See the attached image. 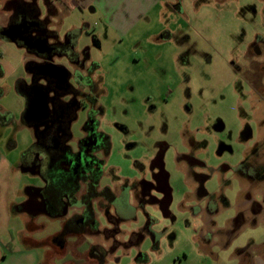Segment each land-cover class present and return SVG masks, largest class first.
<instances>
[{
    "label": "rangeland",
    "instance_id": "1",
    "mask_svg": "<svg viewBox=\"0 0 264 264\" xmlns=\"http://www.w3.org/2000/svg\"><path fill=\"white\" fill-rule=\"evenodd\" d=\"M42 10L61 39L74 24L82 27L84 17L89 24L77 51L92 81L93 89L85 90L98 96L104 108L102 129L111 137L103 183L114 186L139 181L145 173L152 176L150 163L160 145H167L170 216L153 203L134 206L135 218L121 228L150 225L151 232L141 248L144 258L135 248L129 255L143 263L151 257L150 264H185L187 248L192 251L190 261L200 264V245L190 244L193 232L187 228L199 217L187 208L200 198L196 173L208 178L204 188L217 204L224 202L223 194L231 204L237 202V165L253 170L264 185V0H164L161 9L149 15L150 21L129 34L104 29L91 9L60 6L58 15L51 17L47 7L42 5ZM28 58L25 48L0 40V108L8 111L0 116L5 119L0 124V148L16 164L35 141L33 128L22 124L26 98L16 89L18 79L31 81ZM57 62L73 69L66 57ZM77 80L72 81L78 85ZM85 118L86 109L72 125L77 137ZM11 142L13 147L8 146ZM30 183H39V177L18 169L13 184L16 202ZM234 213L231 209L221 217ZM18 217L13 218L16 230L22 228ZM40 222L46 228L35 234L38 238L62 226L60 219ZM152 234L164 236L159 253L151 249ZM83 240L70 243L78 256ZM123 251H118L123 263L131 261Z\"/></svg>",
    "mask_w": 264,
    "mask_h": 264
},
{
    "label": "flooded vegetation",
    "instance_id": "2",
    "mask_svg": "<svg viewBox=\"0 0 264 264\" xmlns=\"http://www.w3.org/2000/svg\"><path fill=\"white\" fill-rule=\"evenodd\" d=\"M14 4L18 7L17 11L6 26L22 24L26 20L36 23L30 25L28 33H33L35 38H49L51 43L50 53L39 54L35 48H31L35 51V61L39 63L30 74L31 80L50 93H46L48 97L43 111L36 112L34 117L27 120V113L35 108L38 98L34 87L24 114V119L34 130L35 141L19 166L22 171L25 170L24 173L39 177V183L26 186L17 209L28 213L33 237L46 228L43 222L38 224L37 219L62 221L59 231L34 240L35 243L55 253H66L72 251L71 242L85 238L91 242L87 251L89 255L94 252L106 257L123 247L119 240L121 224L135 218L134 206L153 203L168 213L166 204L170 198L169 174L162 158L167 145H160L150 163L152 176L145 173L139 181H126L120 185L115 182L114 186L103 183L107 158L111 153V137L102 129L101 116L104 108L99 105L98 96L85 90L93 89V86L77 45L69 37L61 39L47 29L49 17L42 18L43 10L38 17L40 8L34 0H17ZM53 9L51 2L49 10ZM51 55L56 64L65 66L57 62V59L66 57L73 65V69L65 66L70 73L65 82L54 78L45 79L40 74V65L47 62ZM78 78L80 81L77 80L76 85L72 80ZM85 109L82 133L77 137L72 131V125L78 119L79 112ZM206 179L203 174H196L199 196L209 198L210 195L204 188ZM209 200L212 201V198ZM148 231L151 232L150 225H145L138 235L143 238ZM103 238L110 243L100 241Z\"/></svg>",
    "mask_w": 264,
    "mask_h": 264
},
{
    "label": "crops",
    "instance_id": "3",
    "mask_svg": "<svg viewBox=\"0 0 264 264\" xmlns=\"http://www.w3.org/2000/svg\"><path fill=\"white\" fill-rule=\"evenodd\" d=\"M17 0H0V26H6L10 17L16 11ZM28 1V0H18ZM164 0H51L54 9H48L49 16L58 15L60 6L70 9L81 7L83 10L91 9L93 14H99L101 26L106 30H112L119 34H129L139 28L141 24L150 21L149 15L160 7ZM2 18V19H1ZM43 18V15H42ZM84 26L89 24L83 18ZM74 24L72 30L78 29ZM47 29L55 31L47 25ZM85 29V30H86ZM0 40H6L0 37ZM11 42V41H10ZM21 47V46H19ZM36 56L29 53L28 59ZM8 113L0 108V116ZM0 118V124L1 120ZM5 121V119H4ZM5 123V122H4ZM24 126L25 124L22 123ZM14 142V141H13ZM8 144L13 147L14 143ZM20 169L19 163H15L8 154H4L0 148V264H150L151 257L146 263L129 255L131 249L144 258L142 245L149 236L141 238L138 233L141 226L130 230L122 229L119 240L122 242L124 251L131 261L123 263V257L118 256V251L107 255L103 262H95L97 259L88 254L91 242L85 240L78 244V256L73 251L66 253H55L34 240H40L32 236L29 228L30 218L26 211L17 209L19 202L15 201V190L13 186L16 171ZM234 178L239 183V195L237 202L231 204L230 200L223 194L224 202L217 204L210 201L206 196H199L195 204L187 206L192 211L197 222H190L187 228L193 234L190 244H198L197 256L202 259L200 264H264V185L260 184L254 177L253 170L240 169L239 165L233 167ZM249 172V173H248ZM194 173H196L194 171ZM198 174V173H196ZM208 179V178H207ZM206 179V180H207ZM207 183V181H206ZM205 183V184H206ZM197 184V183H196ZM208 192V191H207ZM208 195L210 193L208 192ZM210 197V196H209ZM233 207V208H232ZM233 209L234 215L221 217L226 211ZM17 214L22 222V228L16 230L13 218ZM170 216V215H169ZM38 224L40 220L37 221ZM250 229L248 232L247 230ZM129 236V237H128ZM154 237V236H153ZM164 236L154 237L151 246L153 251L159 253ZM107 243L105 238L100 241ZM77 241H74V243ZM158 243V248H155ZM186 253L185 264H193L190 260L192 251L184 250ZM87 253V257L83 254ZM131 256V257H130ZM196 257V256H195ZM94 261L93 263H89Z\"/></svg>",
    "mask_w": 264,
    "mask_h": 264
},
{
    "label": "water",
    "instance_id": "4",
    "mask_svg": "<svg viewBox=\"0 0 264 264\" xmlns=\"http://www.w3.org/2000/svg\"><path fill=\"white\" fill-rule=\"evenodd\" d=\"M34 1L37 4V6L40 8V13L38 17L41 14L42 5H44L45 7H47V9H49V5L51 4V0H34ZM33 24L36 23L30 22L28 20L24 21L22 24L20 23L10 24L8 26L3 27L0 34L9 41L17 45H19V43L22 42V44L25 45V47L27 48H35L39 54L50 53L51 43L49 42V38H41V37L35 38L33 33H28V30L30 29V25ZM71 32L77 34L80 37L81 33L83 32V28L74 29ZM67 37L68 34L65 36V38ZM53 58L54 57L52 55L49 56L48 61L40 65V74L44 76L45 79L54 78L59 80L60 82H65L70 76L69 70L67 67L53 62ZM32 81L33 79L30 82ZM35 91L38 98L35 102V108L28 111L26 117L27 120L34 117L36 112L43 111V108L46 107V98L48 97L46 93H50V92H45L43 88H40L37 85L35 86ZM164 154L165 152H163L162 158H164ZM171 192L172 191L170 188V198L166 204L168 213H165V210L162 208V211L166 217H169V212H170L169 207L173 200Z\"/></svg>",
    "mask_w": 264,
    "mask_h": 264
},
{
    "label": "trees",
    "instance_id": "5",
    "mask_svg": "<svg viewBox=\"0 0 264 264\" xmlns=\"http://www.w3.org/2000/svg\"><path fill=\"white\" fill-rule=\"evenodd\" d=\"M86 27L87 26L83 27V31L86 29ZM1 30H2V27L0 26V31ZM49 31L54 33V34H56V35H58V33L56 31H51V30H49ZM67 34H68V37L70 39H72L74 44L77 45L79 36L77 34L71 32V31L68 32ZM0 37L3 38V39H6L1 34H0ZM6 40H8V39H6ZM18 46H21V47L25 48L28 51V53H30V54H33V55L35 54V51L33 49L25 47V45H23L22 42H20ZM37 65H39V63L37 61H35L34 59H28L27 60V62H26V70H27L29 75L33 73V70L36 69ZM2 73H3V71H2V69H0V75H2ZM36 85H37V83L34 80L32 82H29V81L27 82L25 79L20 78V79H18L16 81V89H17V91L26 98V108H25V110L23 112V117H22L23 118L22 121H23V123L26 126H30V123L24 119V114H25L26 109H27V105H28V101H29L30 95H31V93H34V87ZM1 122L4 123V121H1ZM154 246H155V248H158V243H155ZM90 256L96 258L99 262H103L104 259H105V256H98L94 252H91Z\"/></svg>",
    "mask_w": 264,
    "mask_h": 264
}]
</instances>
